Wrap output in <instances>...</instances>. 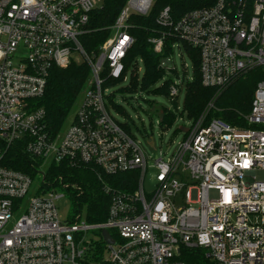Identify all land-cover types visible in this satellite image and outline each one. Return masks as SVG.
<instances>
[{
  "label": "built area",
  "instance_id": "built-area-1",
  "mask_svg": "<svg viewBox=\"0 0 264 264\" xmlns=\"http://www.w3.org/2000/svg\"><path fill=\"white\" fill-rule=\"evenodd\" d=\"M154 5L128 0L99 53L91 55L81 36L99 9L96 0H0V264H187L183 248L201 251L211 264H264V181L256 179L264 171V0H215L179 19L170 7L159 11L163 30L150 40L155 52L171 38L196 50L205 88L223 92L253 71L261 79L244 126L207 122V114L192 121L176 151L155 161L156 189L147 193L148 158L112 114L115 102L106 94L131 69L125 60L135 43L132 17L148 16ZM180 42L172 48L187 54ZM74 53L89 65L90 79L73 123L52 138L45 111L34 101L45 94L54 68L77 62ZM180 91L173 84L169 97ZM19 140L41 160L36 170L50 161L25 205L34 178L3 165L6 149ZM63 161L106 175L130 173L134 189L106 188L103 223L82 222L81 210L63 222L56 201L64 195L53 189L71 185L48 176Z\"/></svg>",
  "mask_w": 264,
  "mask_h": 264
},
{
  "label": "trees",
  "instance_id": "trees-1",
  "mask_svg": "<svg viewBox=\"0 0 264 264\" xmlns=\"http://www.w3.org/2000/svg\"><path fill=\"white\" fill-rule=\"evenodd\" d=\"M127 2L128 0H103V6L92 12L88 32L81 36L82 46L87 53L91 55L99 53L101 45L109 38L111 27ZM214 2L215 0H155L153 10L148 16L132 17L131 22L134 27L131 29V34L135 38V43L128 51L125 63L127 67H132L134 62L140 59L144 66V75L140 84L136 76L132 78L133 88L139 86L143 91L151 90L153 95L170 98L169 92L174 83L167 80L160 86L157 85L166 75L167 69L163 66V61L172 55V45L180 41L174 38L168 39L163 52H155L150 40L163 30L156 21L159 11L170 7L174 18L179 19L191 10L211 6ZM180 47L187 52L194 65V78L193 81L186 83L184 100V111L190 120L196 122L203 114H207V122L217 118L243 127V118L251 110L254 94L261 79L258 71L247 74L218 93L216 89L205 88L202 85L197 51L183 42H180ZM89 79L90 67L85 62H72L67 68H54L51 71L45 94L34 101L36 109L45 111L44 123L50 137L55 138L63 131L68 115ZM172 101L177 104L175 99ZM211 103L213 106L208 110ZM113 104L118 113L126 114L122 106ZM160 117L162 127L172 126L176 120V115L168 110H163ZM121 126L132 135L129 124L121 123ZM40 164L41 160L34 159L25 152L23 140L15 142L6 149L3 159L5 167L26 173L33 178ZM48 176L51 179L61 177L64 183L71 185L67 191L79 210L86 208V220L92 224L107 220L110 205V196L106 193L107 187L132 191L135 185L133 184L135 177L130 173L106 175L93 166L72 165L67 161L54 163ZM181 253L182 260L187 264H211L199 250L183 248Z\"/></svg>",
  "mask_w": 264,
  "mask_h": 264
},
{
  "label": "rangeland",
  "instance_id": "rangeland-1",
  "mask_svg": "<svg viewBox=\"0 0 264 264\" xmlns=\"http://www.w3.org/2000/svg\"><path fill=\"white\" fill-rule=\"evenodd\" d=\"M97 7L103 6V0H96ZM73 59L77 62H81L83 59L79 53H74ZM164 67L167 69L164 79L157 85L160 86L163 82L171 80L175 85L181 87L179 96L175 99V104L172 99L165 96H156L149 91H143L138 86L133 88L132 78L135 77L136 68L139 69L138 84L144 75L143 62L138 59L134 62L133 66L127 74L125 81L119 82L116 85L108 86V92L106 95L111 96L114 102L122 106L126 110V114L117 113L112 111V114L122 124H129L132 135L138 141L139 145L143 149L149 162V172L145 178V189L147 193H152L156 189V182L154 175L156 170L153 167L155 161L161 157V153H164L166 157L172 155L179 146V143L184 138V133L181 131L182 127L189 128L191 120L187 113L184 111V100L186 93V83L193 81L194 78V65L190 57L178 47L173 49L172 55L163 61ZM83 96H80L68 115L66 123L63 127V132L73 123L76 114L79 110L80 103ZM168 110L176 115V120L172 126L162 127L161 112ZM50 161H47L44 166L37 170L35 173L34 182L31 187L29 195L24 200V205L28 203L29 199L36 194L40 186H42L43 173L48 167ZM256 179L258 181H264V171L256 172ZM60 195H64L63 198L56 201L59 216L63 222H67L78 215L79 208L72 199L71 195L67 190L62 187H56L53 189ZM214 196V192L212 193ZM193 200L197 199V192L194 191L192 195ZM82 222L86 221V208L81 209ZM21 216V212L14 214L12 225ZM101 256L97 254L96 258ZM108 256V251H105L103 257ZM91 262H95L93 254L90 258Z\"/></svg>",
  "mask_w": 264,
  "mask_h": 264
},
{
  "label": "water",
  "instance_id": "water-1",
  "mask_svg": "<svg viewBox=\"0 0 264 264\" xmlns=\"http://www.w3.org/2000/svg\"><path fill=\"white\" fill-rule=\"evenodd\" d=\"M181 130H182L183 132H187V131H188L187 128H181ZM104 237H105V239H106L108 242L111 241V240H110L111 238H110V235H109L108 232H104Z\"/></svg>",
  "mask_w": 264,
  "mask_h": 264
}]
</instances>
